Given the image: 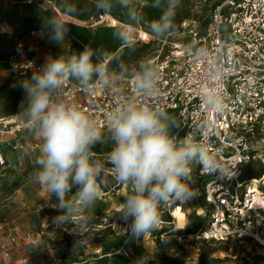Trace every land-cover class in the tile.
<instances>
[{
    "label": "clouds",
    "instance_id": "1",
    "mask_svg": "<svg viewBox=\"0 0 264 264\" xmlns=\"http://www.w3.org/2000/svg\"><path fill=\"white\" fill-rule=\"evenodd\" d=\"M114 5L123 10L127 23L117 27L112 37L130 51L134 50V32L139 25L146 24L156 38H164L175 30L179 0H152V7L162 11L150 21L132 6L131 0H94L95 9L104 14H111ZM84 11L69 0H61L60 14L44 17L41 36L63 45L70 23L64 17ZM112 64L119 72L129 74L118 55L85 47L68 57H48L30 79L20 82L26 103L22 101L19 114L26 121L28 132L41 141L35 159V181L47 189L50 199L55 197L52 207L58 213L54 217L57 225L70 224L78 217L84 223L91 221V216L82 214L95 205L105 170L92 151L102 143V129L78 104L67 103L59 95L69 81L88 94L98 88L109 90L117 75ZM130 75L138 95L159 91L160 71L150 61L141 63L137 72ZM215 107L222 110L219 105ZM106 130L113 141L107 153L108 163L116 180L129 188L120 218L126 223L131 220L129 230L133 236L156 230L161 223L160 208L169 200L184 202L196 195L191 187L193 165L223 173L219 149L210 151L205 139L191 133L180 136L174 116L153 104L117 101L107 115ZM201 130L204 135L210 134L211 123L201 125Z\"/></svg>",
    "mask_w": 264,
    "mask_h": 264
},
{
    "label": "built area",
    "instance_id": "2",
    "mask_svg": "<svg viewBox=\"0 0 264 264\" xmlns=\"http://www.w3.org/2000/svg\"><path fill=\"white\" fill-rule=\"evenodd\" d=\"M33 1L25 0L28 4ZM37 1L56 9L50 1ZM107 16L99 15L88 28L124 25ZM188 22L182 28H187ZM137 28L135 45L150 44L153 38L146 39L144 31ZM11 34L8 25L0 24V35ZM17 47L4 64L12 74L30 79L45 63L27 55L22 41ZM148 61L160 71L158 92L138 95L133 77L117 76L112 88H98L92 94L69 81L59 98L78 104L96 121L103 135L108 134L107 115L117 101L153 104L168 111L181 129L180 136L191 133L205 139L210 151L220 150L223 173L202 170L200 165L192 168L191 187L209 206L208 221L197 230L196 238L218 244L249 241L264 250V173L259 179H245L249 166L259 163L264 168V0L220 2L203 31L193 28L186 39L164 43L161 53ZM206 122L212 125L208 135L201 130ZM26 129V121L18 115L0 120L1 135L17 137ZM9 145L16 150L24 148L17 138ZM164 226L161 221L156 230ZM17 241L10 237L11 246H2L5 258L10 257ZM135 245V236L128 230L116 254L132 256ZM113 255H99L97 259L107 257L111 264Z\"/></svg>",
    "mask_w": 264,
    "mask_h": 264
},
{
    "label": "rangeland",
    "instance_id": "3",
    "mask_svg": "<svg viewBox=\"0 0 264 264\" xmlns=\"http://www.w3.org/2000/svg\"><path fill=\"white\" fill-rule=\"evenodd\" d=\"M222 1L224 0H194L193 17L187 28L171 32L164 38L152 36L146 25L138 26L137 29L149 33L153 38L150 43L151 56L161 53L164 43L186 39L190 29L203 31L210 21L214 7ZM24 3L25 0H0V24L8 25L12 32L10 36H0V72L7 73L5 77H0V120L15 115L24 120L19 114L22 101L26 103L20 82L28 78L12 74L4 64L9 52L16 49V44L22 41L27 55L44 63L48 57H68V46L73 45L71 38L61 45L42 37L41 31L27 33L24 26L27 16ZM131 3L140 6L144 4L140 0H131ZM97 19L98 16L95 21ZM137 35L138 32L135 31L134 36ZM116 79L117 76L114 77ZM16 138L21 141L23 149L16 150L9 145ZM100 144L106 145L110 151L113 147L110 135L104 134ZM40 147L41 141L31 135L28 129L17 137L0 134V264H16L17 261H21L17 264H62L63 256L68 253L67 236L73 241L76 257L68 259L65 264H106L97 257L119 252L128 234L131 220L126 223L120 215L121 205L129 188L116 180L107 156H94L104 165L105 170L95 205L82 214L91 216V221L84 223L78 217L70 224L57 225L54 217L58 213L52 207L55 197L50 199L47 189L35 181V159L40 153ZM254 166L264 173V168L259 163ZM5 175L10 178H6L7 185L1 180ZM110 179L114 182L111 186L115 185L112 189L109 186ZM19 180L22 183L17 186ZM75 191L73 188V193ZM199 194L197 191L196 195L184 202L169 200L162 205L161 221L165 222V228L135 236L137 244L136 248L133 247V255H116L112 263L232 264L228 261L232 259L237 260L236 264H264V250L255 243L234 241L218 244L196 238L197 227L207 223L209 218V206ZM180 207L182 210L178 215L179 220L175 222L174 213ZM178 231L183 233L177 235ZM10 237H16L18 241L12 247L10 257L5 258L2 246H11Z\"/></svg>",
    "mask_w": 264,
    "mask_h": 264
},
{
    "label": "trees",
    "instance_id": "4",
    "mask_svg": "<svg viewBox=\"0 0 264 264\" xmlns=\"http://www.w3.org/2000/svg\"><path fill=\"white\" fill-rule=\"evenodd\" d=\"M46 1L52 2L55 5L56 9L52 8L51 6H44L40 1L37 0H34L31 4H28L27 2L24 3L23 8L25 9L27 14L24 20V26L27 33L40 32L44 17L53 14H60L61 0H46ZM140 1L144 3L142 6L135 5L133 3L132 6L135 7L140 12V14L145 17L146 21H150L152 19L159 17L162 9L152 7V0H140ZM69 3L86 10L82 12V14L77 16L64 17V19L70 22L67 25L68 32L65 37H69L73 39V45H71L68 51L69 56L73 53H79L83 51L85 47H91L92 49L101 48L107 50L110 53L118 55L121 60V64L127 67V71L129 74L126 75L122 72H119V70L115 68L114 64L110 65L112 71L117 73V75L115 76H123V77H132L130 74L135 73L139 65L144 61H148V59L151 57V52H150L151 44L134 45V50L132 51H130L126 47H122L120 45V42L114 40L112 37L113 31L116 29L115 27L101 25L96 27V29L94 30L89 29L88 26L94 23V20L97 16L105 15L103 12L97 11L95 9L94 0H69ZM193 9H194V0H180V4L176 9L174 31L180 30L182 28V24L185 21L191 20V18L193 17ZM108 16H110L116 21H119L122 24L127 23V18L123 14V10L120 9L119 6L114 5L111 14H108ZM143 25L146 24H142V26ZM17 51L18 48L16 44V49L12 52H17ZM10 53L11 52H9V54ZM92 151L94 153V156L97 155L102 156L109 153L111 150L109 151L106 145L98 143L92 149ZM262 174L263 173L259 172L254 165H251L246 170L245 179H259ZM6 178L7 175H5L1 179L4 185H7L8 183L7 179H10V178L6 179ZM21 183L22 181L20 180L17 181V186L21 185ZM113 183L114 182L111 181L110 179L109 182L110 189L115 187V185L113 187L111 186ZM200 227H197V229H199ZM182 233L183 231L176 232L177 235H180ZM66 240L68 243V253L67 255L63 256L61 260L62 264H65V261H67L68 259L76 257V254L74 252L73 241H71L70 237L68 236L66 237ZM116 255L119 254H114L113 257H115ZM113 257L111 258L110 261L111 264H113L112 263ZM99 260H104L106 264H109V259L107 257H104ZM228 261H230L232 264L237 263V260L228 259Z\"/></svg>",
    "mask_w": 264,
    "mask_h": 264
},
{
    "label": "bare ground",
    "instance_id": "5",
    "mask_svg": "<svg viewBox=\"0 0 264 264\" xmlns=\"http://www.w3.org/2000/svg\"><path fill=\"white\" fill-rule=\"evenodd\" d=\"M108 18H110V19H113V18H111L110 16H107ZM114 20V19H113ZM142 36H144V37H146V39H152V37H151V35L149 34V33H145V32H143L142 33ZM182 210V207H180V208H176V212L174 213V220H175V222H177L178 220H179V217H178V215H180V211Z\"/></svg>",
    "mask_w": 264,
    "mask_h": 264
},
{
    "label": "crops",
    "instance_id": "6",
    "mask_svg": "<svg viewBox=\"0 0 264 264\" xmlns=\"http://www.w3.org/2000/svg\"><path fill=\"white\" fill-rule=\"evenodd\" d=\"M67 38H68V39H67ZM67 40H70L69 37H66L64 42L67 43ZM70 47H71V45L68 46V49H69ZM5 68H6V66H5ZM6 69H7V68H6ZM6 75H7V73H6L5 71H1V72H0V77H5ZM136 244H137V241H136ZM135 248H136V247H135ZM25 261H27V260H25ZM20 262H21V261H17V263H20ZM17 263H16V264H17ZM30 264H38V263L31 262Z\"/></svg>",
    "mask_w": 264,
    "mask_h": 264
}]
</instances>
